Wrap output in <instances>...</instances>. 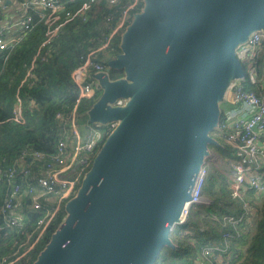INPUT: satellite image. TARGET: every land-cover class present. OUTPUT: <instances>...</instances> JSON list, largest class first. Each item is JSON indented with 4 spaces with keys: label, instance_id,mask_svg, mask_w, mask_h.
Masks as SVG:
<instances>
[{
    "label": "water",
    "instance_id": "obj_1",
    "mask_svg": "<svg viewBox=\"0 0 264 264\" xmlns=\"http://www.w3.org/2000/svg\"><path fill=\"white\" fill-rule=\"evenodd\" d=\"M254 25L261 26L245 40L264 31V0H144L123 31V53L111 61L124 79L100 82L105 98L117 89L116 98L134 95L122 107L90 111L117 125L34 264L156 261L205 160L220 118L215 100L233 81H223L225 70L243 76L236 47Z\"/></svg>",
    "mask_w": 264,
    "mask_h": 264
},
{
    "label": "trees",
    "instance_id": "obj_2",
    "mask_svg": "<svg viewBox=\"0 0 264 264\" xmlns=\"http://www.w3.org/2000/svg\"><path fill=\"white\" fill-rule=\"evenodd\" d=\"M82 1L84 0L66 2V7L74 9ZM124 1L128 0L122 1V7ZM120 5L119 3L109 7L106 0H98L87 20H74L66 26L64 34L40 49L34 61L32 76L22 82L44 39L40 12L29 10L34 20L33 27L25 32L18 42L0 51V170L14 164L19 157L22 162H35L30 155H23V150L27 152L37 150L45 154L56 152V145L61 138L63 128L56 114L61 112L66 118L78 95V88L71 81L70 73L87 52L99 45L105 34L104 16L108 11H118ZM122 34L123 31L118 32L107 53L95 55V58L102 62L103 69L91 71V74L104 73L103 75L111 82L124 79V68L111 63L123 53ZM242 65L243 76L240 78L242 86L247 90L257 91L246 76L247 62ZM252 65L257 66L258 74L261 76L264 65L263 47L257 51ZM94 86L97 91L96 83ZM17 90L21 98L23 123L12 119L17 103ZM95 103V96L83 98L78 107V116L89 119ZM218 108L223 113L231 108V105L227 102L220 103ZM100 131L98 147L107 139L112 128L101 124ZM215 138L217 141L214 140L208 146H212L222 157L229 155L232 150L224 137L218 134ZM210 164L202 188V194L209 203L192 207L188 220L170 230L169 240L163 245L153 264H198L200 247L209 242L217 243L224 248V253H221L223 260L218 264H264V196L261 206H257L253 191H245L244 199L258 208L256 212L251 213V215L257 214L253 218V224L246 222L247 218H243L236 226L221 224L214 217L225 214L238 216L242 212V200L232 194L226 173ZM9 191V185L4 180H0V256L14 252L33 229L37 219L42 216V213L29 211L25 213L22 222L6 225L1 208L4 201L11 197ZM14 196H21V192L15 193ZM14 201L13 197V203ZM67 215L65 208L61 207L45 229L43 236L19 259L17 264H34L40 254L47 249L52 236ZM199 223L202 225L200 226ZM224 230L229 231L231 236L222 238L221 232Z\"/></svg>",
    "mask_w": 264,
    "mask_h": 264
},
{
    "label": "built area",
    "instance_id": "obj_3",
    "mask_svg": "<svg viewBox=\"0 0 264 264\" xmlns=\"http://www.w3.org/2000/svg\"><path fill=\"white\" fill-rule=\"evenodd\" d=\"M74 0H20L10 1V7L1 0L0 3V51L18 42L21 36L29 31L34 20L29 10H38L42 16L44 39L39 50L32 59L22 82L32 76V68L40 49L51 44L58 36L65 33V28L74 20H87L89 13L98 0H84L76 8L66 7V2ZM109 7L121 4L118 11H108L104 16L105 34L98 46L92 48L81 62L70 73L71 81L78 88L68 116L57 112V119L62 122L61 138L57 142L54 154H45L33 150H23V155H30L36 162L37 168L25 164L19 159L12 165L0 170V180H4L10 187V195L4 201L1 212L6 225L20 223L13 215V196L21 192V196H28L31 211L42 213L33 229L25 240L11 254L0 256V264H17L43 233L55 214L65 207V204L78 192L82 178L89 170L94 156L99 150L98 142L101 138V124L92 122L88 128L87 120H80L78 107L83 98L96 96L97 91L91 77V71H101L103 64L95 55L107 53L112 40L118 32L124 31L131 23L135 14L142 11L144 0H106ZM264 48V31L253 30L243 42L236 47L237 59L247 62L246 76L254 85V90H247L240 79L229 82L226 88L225 100L231 108L225 110L214 128L215 133L222 135L230 146V154L223 158L226 165V175L232 194L243 199L242 212L238 215L225 214L214 217L221 224H236L251 212L258 210L244 199L245 191L252 190L255 196L264 193V65L260 76L256 65H252L257 51ZM17 103L12 119L23 123L21 98L16 92ZM124 103L119 98L116 104ZM86 119V118H85ZM90 124V123H89ZM109 125V124H107ZM113 125V126H112ZM110 123L113 129L117 125ZM209 169V163L204 160L197 170L189 190V199L185 201L173 216L171 229L188 220L191 208L203 202L202 188ZM18 175V177H17ZM1 229V228H0ZM231 233L221 232L222 238H228ZM224 248L217 243L209 242L200 247L198 264H218L223 258Z\"/></svg>",
    "mask_w": 264,
    "mask_h": 264
},
{
    "label": "rangeland",
    "instance_id": "obj_4",
    "mask_svg": "<svg viewBox=\"0 0 264 264\" xmlns=\"http://www.w3.org/2000/svg\"><path fill=\"white\" fill-rule=\"evenodd\" d=\"M13 2H15V0H13ZM0 3H1V0H0ZM9 9L11 10L12 8L9 6ZM261 25H254V26H252L251 28H249V30H247L245 33H244V35H243V38L241 39L242 41H244L245 40V36H246V34L247 33H249L250 32V30H252L253 28H256V27H260ZM94 75H97V73H93ZM104 74V73H103ZM237 79H239V72H236V71H233V70H230V69H227V70H225V73H224V75H223V81L225 82V81H227V80H233V81H236ZM118 81H122V80H118ZM101 84V83H100ZM99 89V98H98V100H97V102L95 103V105H97V107L98 106H101V105H103L106 109H109V108H111V107H113L114 106V101H115V99H116V92H118L119 91V89H117L116 91H115V93H114V95L113 96H111V97H108V98H105V96H106V94H107V89H106V87H105V84L104 83H102V85L98 88ZM218 100H219V97H217V99L215 100V108L217 109V111H218V105H217V103H218ZM94 105V106H95ZM91 120V119H90ZM93 120H97V119H94L93 118ZM108 120H111V119H108ZM101 121H103V122H106V119H104V118H102L101 119ZM115 122H117L116 120H114V121H111L110 123H111V125L112 124H114L115 125ZM110 123H108L109 124V126H110ZM87 126H88V128L89 127H91L92 125L91 124H87ZM113 126V125H112ZM114 129V128H113ZM112 129V130H113ZM216 131L215 130H212L211 131V133L209 132V134H208V137L210 136V139H211V141H209L208 142V144L209 143H211V142H213L214 140H216V138H215V136L217 135L216 133H215ZM217 141V140H216ZM223 158L224 157H222V156H220V154L218 153V151H215L214 149H213V147L212 146H207L206 147V153H205V155H204V159L210 164H213V166H215L218 170H220L221 172H226V165L224 164V162H223ZM210 164V165H211ZM264 196V193L261 195V196H255V203H257L256 205L258 206H261V203H262V197ZM209 203V200L204 196V198H203V202L201 203V204H208ZM252 206V205H251ZM252 207H254V206H252ZM254 212V211H253ZM253 212H251V213H253ZM256 212V211H255ZM251 213L248 215V217H247V221L246 222H248L249 224H253V218H255L256 216H257V214H253V215H251ZM240 222V221H239ZM238 222V223H239ZM237 223V224H238ZM247 223V224H248ZM200 224V226L202 225L201 223H199Z\"/></svg>",
    "mask_w": 264,
    "mask_h": 264
},
{
    "label": "crops",
    "instance_id": "obj_5",
    "mask_svg": "<svg viewBox=\"0 0 264 264\" xmlns=\"http://www.w3.org/2000/svg\"><path fill=\"white\" fill-rule=\"evenodd\" d=\"M5 1L6 0H4V3H5ZM13 1V0H12ZM6 4V3H5ZM6 5H10V2L8 3V4H6ZM95 73H97V75H94L93 73L91 74V77H92V79L96 82V86H97V94H96V96H95V98H96V102H97V100H98V98H99V90H98V87H100V82H103L104 81V79H105V77L106 76H104L101 72H95ZM134 95V91H130L127 95H124V96H120V97H117L116 98V100L114 101V105L115 106H118V107H122V106H124L126 103H129V101L132 99V96ZM221 96H220V98H219V100H218V104H225V102H226V100H225V96H226V90H222L221 91V94H220ZM119 98H123L124 99V103L123 104H121V105H118V104H116V101L119 99ZM223 102V103H222ZM221 114H222V110H220V116H221ZM82 119H84V120H87L90 124L92 123V121L91 120H93V119H91L90 117H89V119H85V118H83V116H80V120H82ZM91 119V120H90ZM93 121H98V122H100L101 124H105V125H107L108 123H110L111 121H114V120H106V122H103V121H101V120H99V119H97V120H93ZM36 162V161H35ZM35 162H30V163H26V162H24L25 164H28V165H30V166H32L34 169H36L37 168V163H35ZM14 197V199H15V201H14V210H13V215L18 219V221L19 222H22L24 219H25V213L26 212H29V211H31V207H30V204H29V198H28V196H25L24 197V199H23V197L22 196H13ZM25 201L24 203H23V200ZM242 200V203H243V199H241ZM247 200V199H246ZM248 201V200H247ZM249 202V201H248ZM249 204H250V202H249ZM242 205V204H241ZM251 205V204H250ZM217 217H220V216H217ZM248 217V216H247ZM247 217H244V218H247ZM243 220V219H242ZM241 220V221H242Z\"/></svg>",
    "mask_w": 264,
    "mask_h": 264
}]
</instances>
